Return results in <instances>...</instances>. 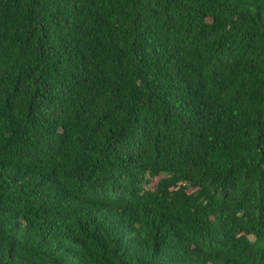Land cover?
<instances>
[{
  "label": "trees",
  "instance_id": "obj_1",
  "mask_svg": "<svg viewBox=\"0 0 264 264\" xmlns=\"http://www.w3.org/2000/svg\"><path fill=\"white\" fill-rule=\"evenodd\" d=\"M0 264H264V0H0Z\"/></svg>",
  "mask_w": 264,
  "mask_h": 264
},
{
  "label": "rangeland",
  "instance_id": "obj_2",
  "mask_svg": "<svg viewBox=\"0 0 264 264\" xmlns=\"http://www.w3.org/2000/svg\"><path fill=\"white\" fill-rule=\"evenodd\" d=\"M159 178L155 179V182L158 180Z\"/></svg>",
  "mask_w": 264,
  "mask_h": 264
}]
</instances>
